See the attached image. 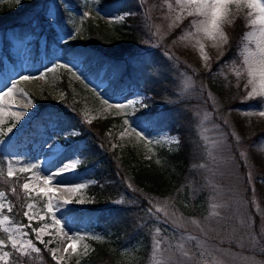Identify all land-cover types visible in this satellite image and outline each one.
<instances>
[{"label": "rangeland", "instance_id": "1", "mask_svg": "<svg viewBox=\"0 0 264 264\" xmlns=\"http://www.w3.org/2000/svg\"><path fill=\"white\" fill-rule=\"evenodd\" d=\"M46 1L48 4L50 3V6L47 9V20L43 22V25L45 28L54 27L58 38L57 43L51 44L49 51H47V43H45V36H43L40 39L41 53L32 62L30 57L32 38L29 37L20 41L10 34L8 38L11 41L7 48L9 51V55H7L6 47L3 49L5 37L0 34V93L11 87L12 81L19 80L16 97L19 108L15 110L26 112V115L13 128L12 133L3 135L2 133L7 132V128L15 122L8 109L9 102L4 101L5 114L0 116V121H2L0 122V141L4 142L0 143V154L6 155L5 176H7L10 160H14L11 163L14 168L21 164L26 166L30 163H36L40 165L38 170L44 174L50 170H55L64 161H74L77 164V169L74 172L57 177V183L61 186L57 199H69L71 201L57 211V216L65 223V231L81 238L78 255H66V264H77V259H79V264H91L88 257L95 249V244H104L113 250L118 239L112 234L104 235L84 227L81 215L82 211L92 206L94 202V197L89 194V188L94 185L95 181L88 175L89 172L87 173L81 168L77 151L81 141L73 137L77 132L75 131L76 134L70 133L65 138L61 135L63 131L47 133V130L39 127L36 134L41 135L43 132V134L48 135H44L41 139L40 136H33L29 140V144L27 139H23L27 132H24V128L38 110L35 98L47 100L49 96L57 100L62 99L64 97L62 80L63 75H66L69 88L75 99L81 103L82 117L86 123L98 118L119 117V120L114 121L112 129L114 135L112 136L113 146L118 150L120 156H126L128 152L126 149L132 148L138 150L141 157L146 161H157L160 153L164 150H177L178 146L184 144V138H187L182 135L184 128L182 134L166 130L148 133L136 121L135 113L141 109L145 112L148 111L150 109L149 103L156 102L162 97L165 100L162 99L161 104H165L193 95L192 90L201 87L197 86L196 76L189 72L190 69H186L182 65L178 66L176 59L172 60L173 63L170 62L171 55L163 51L162 59L166 63L170 62V66L166 67H168L167 73L172 81L171 87L175 86L176 88H172L170 91L167 88L166 91L155 89L159 95L133 91L119 96L118 99H112L104 92L106 82L101 81L100 78L94 79L87 76L81 70L80 63L65 61L61 57L59 43L80 41L84 28L82 24L86 19L119 24L129 13L117 14L109 9L100 8L99 0H81L83 5L87 4L88 6L73 13L69 18V26L62 28L55 21L58 0ZM149 2L146 12L154 17L153 28L156 34L160 39H166L173 35L168 48L174 57L186 63L185 67L188 64L193 73L207 72L212 63L220 59L225 45L222 48L214 47L213 41L202 36L199 37L210 57L207 62L208 67H206L205 62L200 58L198 45L195 42L196 38H181L189 32L195 33L196 30L192 27V22L199 18L189 17L185 12L182 18L177 21L176 15L180 12V7L176 0H149ZM7 3L13 12H18L24 6L22 0H19L18 3L17 0H8ZM170 5L171 7H169ZM244 13L235 20L236 22L241 19L244 27L238 46L239 59L225 61L223 66L232 75L233 84L242 87L246 93L245 99H248L247 93L250 91V86L247 85L248 77L244 57L246 50L253 53L258 52L257 43L261 37L258 27L249 26L246 16L247 9L244 10ZM132 15H137V13L133 12ZM145 16V13L141 16L138 14L140 19ZM232 26L225 25L223 29L228 39L229 29ZM249 33H254V35L246 38ZM117 57L121 56L117 55ZM151 61L152 64L155 63V58ZM60 63L72 65L73 71L59 67ZM123 65V61L118 63L119 67ZM48 69H52V71H47ZM236 70L240 71V76H237ZM156 71L158 73L156 81L160 82L163 80L162 71L158 69ZM24 75L43 76V78L23 81L20 78ZM77 75H79V79ZM161 87H166V82ZM21 89L27 93L28 98L32 101L27 108L23 107L27 101L19 95ZM210 92L208 95L211 96V99H215ZM255 98L260 99L259 105L251 102L250 99L249 103L251 104L228 108L224 112L215 104L214 108L211 109L206 107L196 109L197 125L195 124L194 127L197 134L199 133L200 140L197 141L192 136L187 139L194 155L201 156L197 163L201 174L199 176L201 187L195 191L198 198L197 203L194 205L185 199L172 204L164 202L161 210L167 215V218L161 212L155 211L153 214L152 210L147 209L151 216L150 218L148 216L145 223L140 222L139 214H132L136 230L147 228L150 223L151 225L149 231L144 233L145 236L139 235L136 239L133 237L132 241H127L125 242L126 245L119 247L120 257L124 262L127 264H264V117L255 114L264 108V98ZM104 100L109 103H104ZM211 102L214 103L213 100ZM109 104H125L127 107L118 110L109 107ZM246 112L253 114L245 115ZM125 119L136 129L142 130L151 143L138 139L130 129L125 132ZM122 132L124 133L123 136L121 135ZM21 134L23 138L17 142L16 140ZM236 137L239 139L237 140ZM176 138L179 140L178 144L174 142ZM48 148H53V150L47 151ZM193 157L192 161H195L196 157ZM0 170H2L1 167ZM17 176L26 178L24 174L20 173H17ZM190 177L188 175L187 179ZM78 184H86L87 186L76 194L63 190L65 187ZM184 188L185 186L178 190V195L181 194V197L185 193ZM189 192L192 197H195L194 191ZM25 196H27L26 193ZM81 199L84 203L76 202ZM5 201L7 204V196ZM29 203L35 204L36 211H40L44 207V199L39 197L30 200ZM213 205L216 207L214 208ZM123 211L127 214V211L124 209ZM213 212L216 213L215 216L212 215ZM2 215L7 214L4 211ZM192 221L197 223L194 224ZM33 222L38 223L37 227L40 226L39 222ZM46 222L51 223V218L49 217ZM127 224L129 223L120 220L118 226L126 227ZM17 225L19 224H13L9 218V222L5 223L3 227L15 228ZM24 230L30 234L27 228ZM0 231H3L2 228ZM50 231L55 232V229ZM4 234L7 238L8 234L5 232ZM27 238L32 239L35 244L36 237L34 234H30ZM0 239L2 238L0 237ZM43 239L45 242L52 241V243L44 244L47 250L49 248L62 250L67 242L62 235H45ZM156 242H159L158 249L154 248ZM144 249L145 255L141 259V253ZM4 250L13 251L10 244ZM69 251L71 252V250ZM33 254L35 253L28 250L26 255L32 256ZM60 254L58 252V255Z\"/></svg>", "mask_w": 264, "mask_h": 264}, {"label": "trees", "instance_id": "2", "mask_svg": "<svg viewBox=\"0 0 264 264\" xmlns=\"http://www.w3.org/2000/svg\"><path fill=\"white\" fill-rule=\"evenodd\" d=\"M22 1L23 8L13 12L8 6V0H0V33L5 37L3 49L6 47L5 52L9 55L7 50L10 46V40L7 39L9 34L18 40L35 36L31 43V56L35 58L40 54L41 36H46L47 51L50 50L52 43H57L56 29L45 28L43 25L47 20V9L50 6L48 1ZM149 3V0H99L100 8L109 9L117 14L129 13V15L119 24L86 19L82 24L84 28L81 40L59 43L60 55L65 61L80 63L81 70L87 76L100 78L101 81L106 82L104 92L112 97L130 90H142L152 95H159L156 90L166 91L167 88L170 91L176 88L171 87L172 81L166 67L176 59L178 66L182 65L191 70L189 72L196 76L197 86L201 88L192 90L193 95L165 104H161L163 102L161 100H165L164 97L156 101L160 104L151 102L148 111L141 109L135 113V119L149 132L166 129L182 134L184 128L183 137L192 136L199 141V133L197 134L194 127L195 124L197 125L196 109L205 107L211 109L215 104L224 112L225 109L246 105L250 101L245 99L246 93L242 87L233 84L232 75L223 66L225 61L239 59L238 46L244 32L242 20L238 19L229 29L228 43L220 59L210 66L211 71L208 69L207 72L193 73L188 64L185 67V62L171 54L168 44L173 35L160 39L156 34L153 28L154 17L146 12ZM56 5L55 21L62 28L69 26V18L73 13L87 7L81 0H58ZM133 12L137 15H132ZM143 13L146 16L140 19L138 14L141 16ZM163 51L171 55L172 59L167 56L169 63L162 59ZM154 58L155 63L152 64L151 60ZM121 61L124 65L119 67L118 63ZM156 69L162 71L163 80L160 82L156 81L158 76ZM164 82L166 87H161ZM62 84L64 90L62 99L57 100L49 96L47 100L35 98L39 105L35 118L41 125L48 126L50 122H56L62 129H75L79 131V138L84 142L80 150L89 158L88 164L83 159L86 165L84 168L87 167L94 172V178L97 180L93 187V191L97 194L96 205L86 210L84 223L86 226L97 228L102 234H112L118 239L113 250L104 244H95V249L89 254V262L127 264L120 257L119 247L126 245L127 241H132L133 237L136 239L139 235L145 236L144 233L149 231L151 225L150 223L147 228L136 230L132 214H139L140 222L145 223L148 216L149 218L151 216L148 212L152 210L155 214L156 209H161L164 202L172 204L185 199L195 205L198 199L195 191L201 187L199 177L201 174L197 167L201 156L194 155L187 138H184V144L178 146L177 150L161 152L157 161H146L138 150L132 148L126 149L128 151L126 156H120L113 146L112 136L114 121L119 118L110 116L86 123L82 117L81 103L75 99L69 88L66 75H63ZM210 91L215 99H209ZM251 102H260V99L252 98ZM33 124H35L34 120L30 124L29 133L35 129L32 127ZM193 156L196 157L195 161H192ZM188 175L191 176L189 179H187ZM183 186L185 193L181 197V194L178 195V190ZM3 187L10 190L12 185L6 183ZM14 187L20 191L21 182L19 185L14 184ZM189 191H194L195 197H192ZM10 197L13 208L12 212L7 214L13 222L27 225L28 220L23 215L26 201H22V196L15 192ZM159 212L163 213L162 210ZM163 214L167 218V215ZM120 220L129 224L126 227L118 226ZM29 230L32 232L31 228ZM36 243L40 249L39 253L30 256L12 251L9 264H56L44 244ZM144 255L145 249L141 253V259Z\"/></svg>", "mask_w": 264, "mask_h": 264}, {"label": "snow or ice", "instance_id": "3", "mask_svg": "<svg viewBox=\"0 0 264 264\" xmlns=\"http://www.w3.org/2000/svg\"><path fill=\"white\" fill-rule=\"evenodd\" d=\"M18 2L19 0H17V3ZM176 3L180 7V12L176 15L177 21L182 18L183 13L185 12L189 17L199 18L192 22V27L196 30L195 33L189 32L181 38H196L195 42L198 45L200 58L205 62L206 67H208L207 62L210 60V57L207 55L205 45L201 42L199 37L202 36L207 40L213 41L214 47L222 48L228 43V36L223 30L224 26H232L238 16L244 15V10L247 9L246 16L248 18V24L253 28L258 27L261 37L260 41L257 43L258 52L253 53L246 50V55L244 57V65L246 66L248 77L247 85L250 86V91H248L247 96L249 99L255 97L264 98V0H176ZM169 7H171V5ZM121 19H123V17H121ZM251 35H254V33L247 34L246 38ZM59 67L73 71L72 65L60 63ZM47 71H52V69H48ZM209 71H211L210 67ZM236 74L237 76L241 75L239 70H236ZM41 78H43V76L32 77L24 75L21 76L20 79L28 81ZM77 78H80L79 75H77ZM19 83V80L12 81L11 87H8L6 91L0 93V116L5 114V108L3 105L4 101L7 100L9 102L8 109L15 121L11 127L7 128V132L2 133L3 135L12 133L13 128L19 123V120L26 115L25 111L15 110L19 108L16 98ZM19 95L23 96L27 101V103L23 105L24 108H27L28 104L32 103L31 99L28 98L27 93L22 89L19 90ZM209 99H211L210 95ZM103 102L109 103L107 100H104ZM109 107L121 110L125 109L127 105L109 104ZM252 114V112L245 113V115ZM255 114L264 117V108ZM88 122L90 123L91 121ZM124 125L126 126L125 132L130 129L138 139L151 143V141L148 140L147 135L142 130H138L132 126L127 119L124 120ZM70 133L76 134L75 129L67 130L61 133V135L67 138ZM123 134L124 133L122 132L121 135L123 136ZM236 139L238 140L239 138L236 137ZM3 142L4 141H0V143ZM174 142L178 144V138H176ZM39 168L40 165L36 163H30L26 166L21 164L17 168H14L11 163L8 166L7 176L9 179L16 177L17 173L27 174L25 182L21 185L22 191L27 194L26 198L29 200L36 197L44 199V207L40 211H36L35 204L28 203L26 210L23 213L24 217L29 222L27 225H17L15 228L3 227L5 223L9 222V216L2 214L5 209L7 212L11 213L12 204L10 202L6 204V194L0 191V228L8 234L7 243L5 240L0 239V264H9V258L12 253L4 250L9 244L11 249L17 253L26 255L28 250L33 253L40 252V249L35 246L33 240L27 238L30 234L24 230L25 228H31L32 234L35 235L36 240L41 244L52 243L51 240L45 242L43 239L45 235H62L66 238L67 242L62 250L59 248L48 249L52 260L56 261V264H66V255H78L81 238L65 231V223L57 216V211L63 205L71 203L69 199H57V194L61 191V186L57 183V177L63 176L69 172H74L77 169V164L74 161H64L58 168L50 170L46 174L40 172L38 170ZM86 186V184H78L71 187H65L63 190L76 194L81 192ZM129 187H131V185H129ZM12 192H15V188L12 189ZM76 202L84 203L82 199L77 200ZM213 207L215 208L216 206L213 205ZM156 211L159 212L161 209L157 208ZM212 215L215 216L216 213L213 212ZM49 217L51 218V223L46 222ZM33 221L39 222L40 226L36 228L32 227ZM192 223L195 224L197 222L192 221ZM51 229H55V232L50 231ZM154 248H159V242L154 243ZM69 250H71V252ZM58 252L61 254L58 255ZM185 255H187V253H185ZM77 264H79V259H77Z\"/></svg>", "mask_w": 264, "mask_h": 264}, {"label": "bare ground", "instance_id": "4", "mask_svg": "<svg viewBox=\"0 0 264 264\" xmlns=\"http://www.w3.org/2000/svg\"><path fill=\"white\" fill-rule=\"evenodd\" d=\"M53 150V148H48L47 151Z\"/></svg>", "mask_w": 264, "mask_h": 264}]
</instances>
